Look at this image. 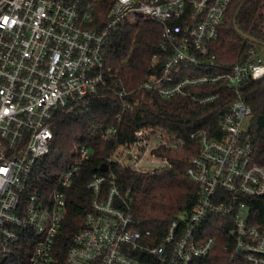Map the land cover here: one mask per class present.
Returning a JSON list of instances; mask_svg holds the SVG:
<instances>
[{
	"label": "built area",
	"instance_id": "1",
	"mask_svg": "<svg viewBox=\"0 0 264 264\" xmlns=\"http://www.w3.org/2000/svg\"><path fill=\"white\" fill-rule=\"evenodd\" d=\"M80 1L0 0L2 261L264 264V218L258 208L264 197V165L253 161V144L243 127L250 115L244 90L264 77V49L251 47L245 59L228 65L220 64L212 49L233 0H113L101 25ZM261 15L264 30V0ZM137 16L160 25L161 43L136 91L185 98L218 110L216 125L189 134L198 149L185 173L198 186V195L190 210L178 212L158 235L137 227L127 192L111 175L93 174L86 183L90 207L61 256L54 239L66 213L65 190L91 148L74 144L73 158L57 174L53 188L46 184V174L35 168L50 152L53 120L87 98L112 92L122 102L117 120L133 110L138 101L131 104L128 97L135 90H127L105 65L104 45L111 28L134 22ZM115 132L116 126L105 127L102 137ZM181 143L166 130L142 127L106 161L116 162L115 154L117 163L136 170L156 159L161 167L167 159L154 150ZM214 227L225 230V244L210 232Z\"/></svg>",
	"mask_w": 264,
	"mask_h": 264
},
{
	"label": "trees",
	"instance_id": "2",
	"mask_svg": "<svg viewBox=\"0 0 264 264\" xmlns=\"http://www.w3.org/2000/svg\"><path fill=\"white\" fill-rule=\"evenodd\" d=\"M112 1L81 0L80 6L91 13L96 25H101ZM241 1L233 0L219 28L218 37L212 44L217 61L222 65L245 59L246 51L251 47L264 49V46L240 36L233 26V15ZM262 3L263 0L246 2L236 16V25L242 32L264 43ZM160 43L161 27L149 18L137 16L134 22L123 21L111 28L104 45L105 65L127 90H135L128 101L132 104L137 100V104L131 112L121 113L120 120H117L122 102L112 92L104 91L106 95L103 98H87L52 122L50 152L35 168L36 173L46 174L47 185L55 186L57 174L73 158L74 144L84 143L91 148L89 159L83 162L78 176L65 190L66 213L54 239L58 255L63 256L71 236L82 226L91 201V192L86 188V183L93 174L111 175L121 191L127 192L129 211L137 227L158 235L163 233L178 212L190 210L196 201L198 186L185 173L189 159L198 149L197 141L191 139L189 134L196 128L216 125L218 110L214 106L194 104L185 98L164 99L154 93L136 91L149 74L150 59L159 52ZM244 95L250 108V122L245 127V133L253 144L252 158L264 165V77L249 82ZM110 126H116V132L104 139L102 129ZM142 127H156L182 139L177 147L159 146L154 150L158 156L165 157L168 164L139 171L117 162L108 163L106 158L115 148L132 141L135 130ZM103 163L108 165L105 172L98 169ZM258 204L260 218H264V197ZM210 232L224 238L225 244V230L214 227ZM0 264L7 263L0 258Z\"/></svg>",
	"mask_w": 264,
	"mask_h": 264
},
{
	"label": "water",
	"instance_id": "3",
	"mask_svg": "<svg viewBox=\"0 0 264 264\" xmlns=\"http://www.w3.org/2000/svg\"><path fill=\"white\" fill-rule=\"evenodd\" d=\"M248 1H249V0H243V1H241V2L238 4V6L236 7L235 12H234V15H233V26H234L235 30L238 32V34H239L240 36H242L243 38L249 39V40L253 41V42L256 43V44H259V45L264 46V43L258 42L255 38H252V37L249 36L248 34L242 32V31L237 27V25H236V16L238 15V13H239V11L241 10L242 6H243L246 2H248ZM107 168H108L107 164H106V163H103L102 165H100V167H99L98 169H99V171H101V172H105V171L107 170Z\"/></svg>",
	"mask_w": 264,
	"mask_h": 264
},
{
	"label": "rangeland",
	"instance_id": "4",
	"mask_svg": "<svg viewBox=\"0 0 264 264\" xmlns=\"http://www.w3.org/2000/svg\"><path fill=\"white\" fill-rule=\"evenodd\" d=\"M249 122H250V118L249 117L245 118L244 122H243V127H247ZM112 159L115 160L116 162H118L117 158L115 157V154H114ZM123 160H127V158L124 157ZM160 165H161V161L156 159V160H153L151 162L141 163L140 167H136V168L139 170L147 171L150 168H158Z\"/></svg>",
	"mask_w": 264,
	"mask_h": 264
}]
</instances>
